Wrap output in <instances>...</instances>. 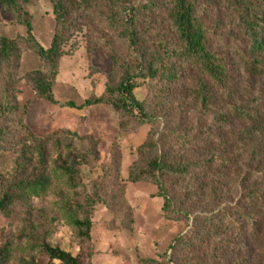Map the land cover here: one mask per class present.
Masks as SVG:
<instances>
[{"label": "trees", "instance_id": "16d2710c", "mask_svg": "<svg viewBox=\"0 0 264 264\" xmlns=\"http://www.w3.org/2000/svg\"><path fill=\"white\" fill-rule=\"evenodd\" d=\"M31 1L0 0L27 28L26 37H0V152L18 155L15 173L0 175V214L47 193L54 149L64 158L55 172L74 191L66 204L69 223L84 254L94 255L96 207L107 202L112 210L116 199L108 202L99 187L88 190L81 181L80 165L98 162V145L66 131L35 136L18 115L15 69L22 52L36 53L46 71L26 80L36 95L53 101L64 45L85 12L101 2L110 28L135 57L114 58L120 81L85 106L112 107L121 126H151L130 180L157 185L164 213L189 222L168 252L142 264H264V92L254 84L264 81V0H218V15L233 23L226 40L214 25V5L201 0H53L57 26L49 49L33 35L25 10ZM143 87L148 94L141 100L136 92ZM11 249L9 242L0 248V264ZM40 252L51 262L82 264L45 242Z\"/></svg>", "mask_w": 264, "mask_h": 264}, {"label": "rangeland", "instance_id": "374dc122", "mask_svg": "<svg viewBox=\"0 0 264 264\" xmlns=\"http://www.w3.org/2000/svg\"><path fill=\"white\" fill-rule=\"evenodd\" d=\"M201 1L218 9V0ZM216 8L212 16L214 25L224 40L230 39L233 23L218 15ZM25 10L31 17L34 37L49 49L57 26L53 0H32ZM108 20L101 2L85 12L79 30L64 45V56L52 82L53 101L36 95L26 80L33 72L46 71L45 63L36 53L22 52L15 69L18 115L35 136L45 138L66 131L90 137L98 145V162L80 165V178L88 190L99 187L108 202L111 196L116 199H112V210L107 202L96 207L92 231L94 255L89 259L88 252L84 254L69 223L66 204L73 202L74 191L66 177L55 172L64 158L60 159L52 149L51 186L47 193L17 203L9 209L8 216L0 214V248L7 242L12 248L6 264H61L41 254L43 242L80 257L82 264H142L168 252L175 240L189 231L188 221L164 213L165 200L159 196L157 185L130 180L138 149L146 142L151 126H121L112 107L85 106L87 101L105 96L108 86L120 81L122 71L114 58L123 63L135 57L129 44L110 28ZM20 36H27V28L0 5V37L15 40ZM254 84L264 92V81L256 80ZM136 94L142 100L148 90L143 87ZM17 156L12 150L0 152V175L15 173Z\"/></svg>", "mask_w": 264, "mask_h": 264}]
</instances>
